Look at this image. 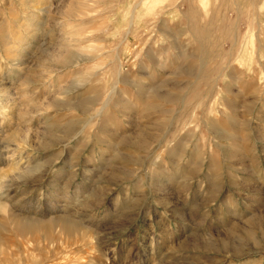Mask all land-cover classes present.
<instances>
[{
	"label": "rangeland",
	"instance_id": "1",
	"mask_svg": "<svg viewBox=\"0 0 264 264\" xmlns=\"http://www.w3.org/2000/svg\"><path fill=\"white\" fill-rule=\"evenodd\" d=\"M249 2L0 0V264H264Z\"/></svg>",
	"mask_w": 264,
	"mask_h": 264
},
{
	"label": "bare ground",
	"instance_id": "2",
	"mask_svg": "<svg viewBox=\"0 0 264 264\" xmlns=\"http://www.w3.org/2000/svg\"><path fill=\"white\" fill-rule=\"evenodd\" d=\"M147 1V0H146ZM140 2V1H139ZM146 3V2H145ZM251 5H255V3H256V0H250V2H249ZM262 3V2H261ZM139 4V3H138ZM136 5V4H135ZM256 7H258L257 5H256ZM261 7V6H260ZM264 9V0H263V3H262V7H261V9ZM132 9H134V8H132ZM260 9V10H261ZM262 9V10H263ZM135 10V9H134ZM134 10L132 11L133 12V14L131 15L132 17H130L131 19L130 20H132L133 19V17H134ZM263 14H264V11H263ZM188 17V19L189 20H192V16L190 15V14H186ZM234 26V25H233ZM233 30V29H232ZM251 35V34H250ZM201 38H202V41L203 42H208L207 41V39H208V37H209V34H208V30H203L202 32H200V35H199ZM247 42V41H246ZM202 46V45H201ZM252 46V45H251ZM252 50V49H251ZM241 60H243V59H241ZM244 62H245V64H247V65H249V62H250V58H249V56L247 55L245 58H244ZM24 223H26V222H24ZM22 224V223H21ZM60 226H62V228H64V229H70L71 227H73L74 226V224H72L71 222L70 223H68L67 221H60ZM22 229H25L26 227H27V224H22ZM30 230V229H29ZM63 231V230H62ZM28 233H29V231H28ZM59 255V254H58ZM56 258V257H55ZM63 261H54V262H52L53 264H68V261L66 260V261H64V259H62ZM89 261V260H88ZM75 264H87L86 263V260L84 261V259H83V261H81V262H77L76 261V263ZM88 264H90V263H88Z\"/></svg>",
	"mask_w": 264,
	"mask_h": 264
}]
</instances>
